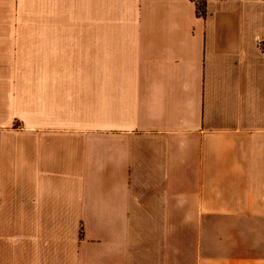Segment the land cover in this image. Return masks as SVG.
Listing matches in <instances>:
<instances>
[{
  "label": "crops",
  "instance_id": "0c3cea01",
  "mask_svg": "<svg viewBox=\"0 0 264 264\" xmlns=\"http://www.w3.org/2000/svg\"><path fill=\"white\" fill-rule=\"evenodd\" d=\"M0 264H264V0H0Z\"/></svg>",
  "mask_w": 264,
  "mask_h": 264
},
{
  "label": "trees",
  "instance_id": "16d2710c",
  "mask_svg": "<svg viewBox=\"0 0 264 264\" xmlns=\"http://www.w3.org/2000/svg\"><path fill=\"white\" fill-rule=\"evenodd\" d=\"M197 7V13L201 17L207 16V2L208 0H194Z\"/></svg>",
  "mask_w": 264,
  "mask_h": 264
}]
</instances>
